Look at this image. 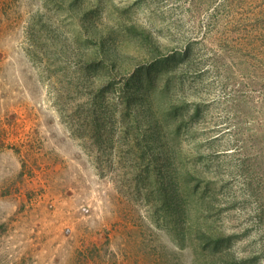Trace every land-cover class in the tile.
Here are the masks:
<instances>
[{
	"label": "rangeland",
	"instance_id": "rangeland-1",
	"mask_svg": "<svg viewBox=\"0 0 264 264\" xmlns=\"http://www.w3.org/2000/svg\"><path fill=\"white\" fill-rule=\"evenodd\" d=\"M0 264H264V0H0Z\"/></svg>",
	"mask_w": 264,
	"mask_h": 264
}]
</instances>
